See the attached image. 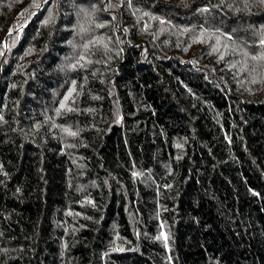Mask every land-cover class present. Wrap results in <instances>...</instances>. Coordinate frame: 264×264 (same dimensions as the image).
<instances>
[{"label":"trees","instance_id":"1","mask_svg":"<svg viewBox=\"0 0 264 264\" xmlns=\"http://www.w3.org/2000/svg\"><path fill=\"white\" fill-rule=\"evenodd\" d=\"M261 38L259 0H0V264H264Z\"/></svg>","mask_w":264,"mask_h":264},{"label":"snow or ice","instance_id":"2","mask_svg":"<svg viewBox=\"0 0 264 264\" xmlns=\"http://www.w3.org/2000/svg\"><path fill=\"white\" fill-rule=\"evenodd\" d=\"M45 3H47V0H44ZM225 0H221V3H224ZM247 2L248 0H245V6L247 7ZM259 3L261 4H264V0H259ZM35 7H39V4H34ZM109 8L111 7H114V5H111L109 4L108 5ZM202 11H208L207 8L205 9H202ZM113 19H115V17H113ZM104 25H97V27H103ZM229 39H231V37L229 36L228 37ZM90 45L91 46H96V41L95 40H89L88 43H85L83 45V48L86 50V51H89L90 50ZM260 46L262 48H264V38H261L260 39ZM105 47H107V45H105ZM218 51V49H217ZM247 55V54H246ZM223 58V57H222ZM251 59L252 60H264V53L260 54V55H252L251 56ZM80 60L82 61H85V64H80L79 61H77V64H73L72 65V68L75 69L77 67V65H79V67L83 68L85 67V65L87 63H91L92 61L91 60H88L87 57L85 55H81L80 56ZM76 92V84H75V81H73V86L72 88L69 90L68 94L64 96L63 98V101L60 102V105H59V108L57 109V113L59 114L61 111H66V112H73L75 111L74 108L68 106L67 102L69 101V99L73 96V94ZM74 103V101H73ZM64 132H66L68 135L70 136H76L77 133L75 131H71L70 129L68 128H63L62 129ZM137 175V173H133V176Z\"/></svg>","mask_w":264,"mask_h":264}]
</instances>
